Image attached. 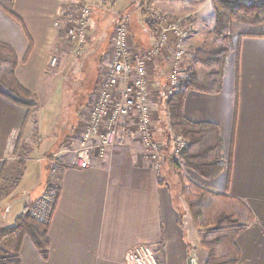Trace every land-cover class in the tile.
I'll list each match as a JSON object with an SVG mask.
<instances>
[{
  "label": "crops",
  "instance_id": "crops-1",
  "mask_svg": "<svg viewBox=\"0 0 264 264\" xmlns=\"http://www.w3.org/2000/svg\"><path fill=\"white\" fill-rule=\"evenodd\" d=\"M101 1L103 6L92 15L90 45L81 55L66 37L63 18L70 7L86 4L83 0H16V17L0 9V42L16 52L20 60L16 77L37 105L28 114L0 95V228L12 226L25 207L33 206L51 185L57 184L59 196L49 228V257L43 259L26 238L21 264H127L129 251L139 245L158 247L160 264H206L175 163L167 161L160 172L155 171L136 134L106 157H95L88 169L71 166L74 154L70 145L77 146L72 132L83 124L81 110L90 103L105 76L117 15L124 14L107 0ZM139 1L131 3L133 17L142 12L150 35L137 41L131 28V46L137 52L150 49L158 33L157 26L146 24L145 9ZM153 5L173 17L194 15V27L204 25L193 8L185 10L168 0H157ZM135 27L142 33V26L135 23ZM192 37L186 42L187 49H200L204 39L200 45ZM231 37L234 51L227 59L222 91H189L184 103L188 120L219 127L224 156L227 161L231 159V172L225 170L212 181L186 168L183 174L211 192L230 195L249 206L256 221L236 240L241 254L238 264H264V23L235 22ZM54 57L59 63L51 68ZM171 67L167 53L154 62L152 79L157 90L164 88L160 73ZM68 80L75 92L85 84L81 91L87 98L79 104L71 126L65 124L58 129L63 97L71 98L74 92H63ZM160 104L155 105L154 134L169 149L167 106ZM44 109L51 111L49 117L53 115V120L48 118L45 124L38 119ZM19 156L24 161L23 170H27V164H35L37 169L34 188L39 196L35 200L31 194L27 200L17 197L19 172L14 160Z\"/></svg>",
  "mask_w": 264,
  "mask_h": 264
},
{
  "label": "trees",
  "instance_id": "trees-1",
  "mask_svg": "<svg viewBox=\"0 0 264 264\" xmlns=\"http://www.w3.org/2000/svg\"><path fill=\"white\" fill-rule=\"evenodd\" d=\"M156 1L144 0V6H151ZM198 1L200 2L169 0L170 4L188 3L192 7H195ZM15 2L16 0H0V9L16 17ZM213 11L216 21L213 30L201 48L192 55V66L180 91L167 103L171 133L183 136L187 143L180 161L184 168L208 181L215 180L225 170L230 173L231 159L227 161L224 156L223 140L217 125L194 123L186 118V94L189 91L210 94H219L222 91L227 59L234 51L232 26L235 22L263 24L264 0L259 4L250 5L242 0H215ZM146 24L154 28L153 23ZM19 64L20 60L13 48L0 42V86L3 89L0 95L25 108L30 114L37 109V105L33 102L32 94L16 77ZM23 130L24 127L20 131L18 145ZM176 167L183 199L198 230L200 247L206 254V264H238L241 254L236 240L256 221L254 213L244 201L227 194L211 192L185 177L180 164ZM1 178L2 176L0 182ZM56 204L46 221L31 214L35 203L25 207L12 226L0 228V264H21L20 254L26 238L32 241L43 259H48L51 249L49 228Z\"/></svg>",
  "mask_w": 264,
  "mask_h": 264
},
{
  "label": "built area",
  "instance_id": "built-area-1",
  "mask_svg": "<svg viewBox=\"0 0 264 264\" xmlns=\"http://www.w3.org/2000/svg\"><path fill=\"white\" fill-rule=\"evenodd\" d=\"M92 5H84L76 11L65 13V34L75 51L81 53L90 41ZM155 20L158 33L150 49L135 51L132 46L130 15H117V24L112 39L111 58L105 76L92 95L90 103L81 110L83 124L78 128L77 146L70 145L74 154L71 166L88 169L95 157L104 158L113 149L125 146L136 134L138 141L149 153L155 171L160 172L167 161L179 163L187 143L183 136L171 133V147L168 149L155 137L153 119L156 112L153 102V65L164 53L172 62L165 85L164 100L169 101L181 89L186 79L183 69L188 57L186 42L191 31L181 21L161 19L154 9L148 13ZM153 22V23H154ZM58 65L57 58L50 66ZM162 94V93H161ZM58 200V188H49L36 202L31 214L39 220H48ZM160 250L156 246L139 245L129 251L127 264H160Z\"/></svg>",
  "mask_w": 264,
  "mask_h": 264
},
{
  "label": "rangeland",
  "instance_id": "rangeland-1",
  "mask_svg": "<svg viewBox=\"0 0 264 264\" xmlns=\"http://www.w3.org/2000/svg\"><path fill=\"white\" fill-rule=\"evenodd\" d=\"M83 1L86 4L75 5L74 7H70L68 10H66V12H68V11H73L74 12L79 7L84 6V5H92L94 7V12H95L98 8L103 6L100 3L104 4V1H101V0H83ZM214 1L215 0H200V2L198 1V4L195 5V7H192L188 3H184V4L183 3H178V5H182V8H184L185 10H188L189 7L193 8L192 10L197 15V18H199L200 23L204 24L202 27H197V26L194 27V25H195L194 21H195V17H196L194 15H191V17H189V18H183L186 15L181 13L180 15H176L175 14L176 16L173 17V16L169 15V13L164 8H162L161 6L159 8H157L154 5L153 6L152 5L151 6H144V0H140L139 2H140V5L142 6V9H145L143 11L145 13L144 17H145L147 22L153 23L155 20H158L157 17H154V15H151L150 12L148 13V10L154 9L156 12L160 13V15L162 16L161 17L162 20H166V19L163 18V16H164L169 21H181L184 26H186V27H188L190 29L191 36H193L194 39L195 38L198 39L199 40V44L201 45L202 42H203V39L204 40L207 39V37L209 36L208 34H210V32L212 31L210 29L214 28L213 26H215V13L213 12V2ZM231 1H237V0H231ZM262 1L263 0H244V2L246 4H249V5L250 4H259ZM106 2L111 4V5H113V6H115V8L123 11L124 14L130 15L131 28H133V33L135 34V36L137 38V41L138 40H145L146 36L149 37L150 30H149V28H147L145 23L142 21V19H143L142 12H137V14L134 13L135 17H133L134 16L133 15V9L134 8H133V6H131V3L133 2V0H107ZM97 4L99 6H97ZM108 9L109 10H113V9H110V8H108ZM136 11H138V10H136ZM124 14H122V15H124ZM63 19L65 20V15H64ZM91 21H92V19H91ZM135 23H137V25L140 26V27L142 26V28H143L142 33H140V31L138 30L139 27H137V28L135 27ZM116 24H117V20H116ZM153 24H154V26L156 25L155 22ZM115 27H116V25H115ZM91 28H92V26H91ZM91 28H90L89 35H91ZM198 29H200V30H198ZM112 39L113 38H111V42H110V51H111V46H112ZM89 45H87L86 47H88ZM72 46H73V44H72ZM195 47L196 46L189 48L188 57L185 60L184 65H183V69H185V71H187L186 72L187 73L186 76L188 75L190 67L192 66V55L197 51L195 49ZM186 48H187V46H186ZM84 50L81 53H79V55L83 54ZM110 54H112V53L110 52ZM57 60H58V58H57ZM55 67H51V68H55ZM169 73H170V69H169V71L165 70L163 73H160L163 76V78H161V79H163L164 87H165V85L167 83V76L169 75ZM68 84H70L69 80L65 83V85L63 87V92L65 94H66V90L67 91L72 90L74 92L71 94V98H67V95L63 97V106H62L63 107V111L61 112L62 114H61V118L59 120V124H58L59 128L58 129H60L65 124L71 126L70 124L72 122V119L75 116V111L77 110L79 104H81V102L85 101L86 98H87V96L84 95V92L81 91V88L84 87L85 84H84V86L83 85L80 86V88L77 89V92H75V90L72 89V86H68ZM152 86H153L152 87L153 91L157 90V88L154 87L155 86V81L154 80H153V85ZM0 89H2L1 86H0ZM164 89L165 88H161V89L157 90L156 92L154 91L153 102H154V104L156 106L161 103L160 101H162V100H163V102L165 101L164 100V98H166L165 94L163 96V93H164L163 90ZM161 92H163V93L161 94ZM168 102L169 101H167V103ZM165 103H166V101L164 103H161L160 105L165 104ZM167 103L165 104L166 106H167ZM50 113H51L50 110L46 111L44 109L42 112L39 113L38 119L40 121L43 120L44 124L48 122V120H49L48 118H50V121H52L53 120V118H52L53 115H52V117H49ZM167 113H168V111H167ZM81 127H79V128H81ZM78 133H79L78 128H76V129L73 130L72 135H77L78 136ZM14 161H15V165L18 168V172H19V184H18V186L16 188L17 197L18 198L26 197V200H27V199H29L30 194H31L32 200H35L34 198H37L39 196V192L35 191V188H37V187L34 188L35 183H36L35 181H36V179L38 177V172L36 171L37 169L36 168L34 169V165L35 164H33V166L27 164V170H23L22 169L23 168V164L22 163H24V161L21 160V157L20 156L16 157V159ZM179 163L182 166L181 172L183 173L184 166H183V164H182V162L180 160H179ZM177 165L178 164L176 162L175 166H177ZM25 173H27V174L25 175ZM177 174H178V171H177ZM17 178L18 177H16V180H17ZM178 178H179V175H178ZM179 181H180V178H179ZM21 183H23V184L21 185ZM12 184H14V183L13 182L9 183V186H11ZM180 185H181V181H180ZM49 188L56 189V188H58V185L57 184L56 185H51ZM193 223H194V221H193ZM194 227L196 228L195 223H194ZM196 230H197V228H196ZM197 233H198V230H197Z\"/></svg>",
  "mask_w": 264,
  "mask_h": 264
}]
</instances>
